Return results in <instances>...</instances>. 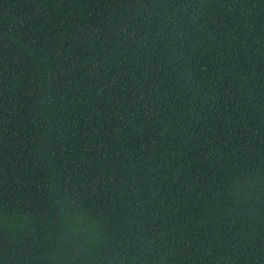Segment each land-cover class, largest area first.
Returning <instances> with one entry per match:
<instances>
[{
    "label": "trees",
    "instance_id": "16d2710c",
    "mask_svg": "<svg viewBox=\"0 0 264 264\" xmlns=\"http://www.w3.org/2000/svg\"><path fill=\"white\" fill-rule=\"evenodd\" d=\"M0 264H264V0H0Z\"/></svg>",
    "mask_w": 264,
    "mask_h": 264
}]
</instances>
